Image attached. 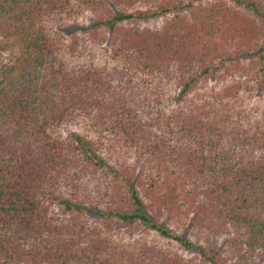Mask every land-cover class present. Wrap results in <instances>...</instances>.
<instances>
[{
    "label": "trees",
    "instance_id": "16d2710c",
    "mask_svg": "<svg viewBox=\"0 0 264 264\" xmlns=\"http://www.w3.org/2000/svg\"><path fill=\"white\" fill-rule=\"evenodd\" d=\"M0 39V264H264V0H0Z\"/></svg>",
    "mask_w": 264,
    "mask_h": 264
},
{
    "label": "rangeland",
    "instance_id": "374dc122",
    "mask_svg": "<svg viewBox=\"0 0 264 264\" xmlns=\"http://www.w3.org/2000/svg\"><path fill=\"white\" fill-rule=\"evenodd\" d=\"M91 19H92V14L90 12L77 8V9H75L74 12L65 16V19H63L61 21L56 20L55 23L53 24V31L54 32L57 31V32L61 33L62 37H64L65 40H69V38L75 32L77 34H79L80 36H85V32L82 28H83V26L90 24L92 21ZM162 23H163V19H152L149 22H142L141 25L142 26H148L151 28H158L162 25ZM111 28H112V26H111ZM1 50H3V52L5 54L8 52V49L6 47L5 48L2 47ZM99 56L100 55L97 54V57H99ZM247 101H248L247 109L249 110V112L252 115L259 117V118L264 116V96L257 94L253 98H251L250 100H247ZM164 221H166V220H164ZM125 228H126V225L120 226V229L124 230ZM123 230H121V231H123ZM164 241L165 242L170 241V242H173L172 244H174L175 246H179V244L177 242H175L174 240H172L170 238H166ZM219 244H221V246L226 245L227 244L226 243V237L220 239ZM180 251L183 252L188 257H191V256L198 253L197 250L184 251V249L182 247H181ZM250 264H257V263L252 262Z\"/></svg>",
    "mask_w": 264,
    "mask_h": 264
}]
</instances>
